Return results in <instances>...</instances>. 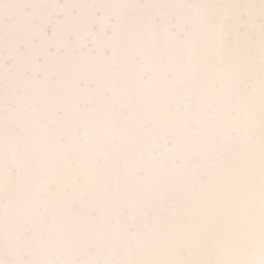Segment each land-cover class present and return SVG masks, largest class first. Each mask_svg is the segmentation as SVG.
<instances>
[{"label":"snow or ice","instance_id":"obj_1","mask_svg":"<svg viewBox=\"0 0 264 264\" xmlns=\"http://www.w3.org/2000/svg\"><path fill=\"white\" fill-rule=\"evenodd\" d=\"M0 264H264V0H0Z\"/></svg>","mask_w":264,"mask_h":264}]
</instances>
